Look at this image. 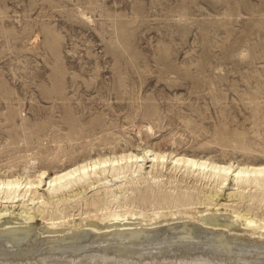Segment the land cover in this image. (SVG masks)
Instances as JSON below:
<instances>
[{
  "label": "rangeland",
  "instance_id": "rangeland-1",
  "mask_svg": "<svg viewBox=\"0 0 264 264\" xmlns=\"http://www.w3.org/2000/svg\"><path fill=\"white\" fill-rule=\"evenodd\" d=\"M150 145L264 160V0H0V173ZM180 183L165 175L153 184ZM103 190L83 193L102 202ZM136 200L122 209L151 207ZM84 207L94 215L95 205ZM190 220L154 227L170 233ZM44 222L38 216L31 228L47 229ZM86 225L80 243L94 234ZM128 225L99 233L131 237L147 227ZM48 233L40 231L47 243L66 235Z\"/></svg>",
  "mask_w": 264,
  "mask_h": 264
},
{
  "label": "bare ground",
  "instance_id": "bare-ground-1",
  "mask_svg": "<svg viewBox=\"0 0 264 264\" xmlns=\"http://www.w3.org/2000/svg\"><path fill=\"white\" fill-rule=\"evenodd\" d=\"M165 175L169 181L186 183L174 188L153 184ZM136 181L149 184L127 186ZM99 187L104 188L103 196L97 194L102 202L95 194L91 200L84 196V190ZM136 199L149 202V210L122 209L139 204ZM194 202L205 206H189ZM84 205H95L94 215L86 214ZM165 206L171 209L163 213L159 208ZM219 209L226 211L223 218L221 212L211 213ZM38 216L49 225L40 226V231L66 235L47 243L49 236L31 228ZM175 217L193 221L179 222L183 228L170 233L154 227ZM86 224L94 234L80 243ZM123 224L147 227L131 237L121 229L99 233ZM173 235L184 240L161 241ZM195 237L201 241H191ZM0 264H264V160H217L150 145L89 154L33 173L26 169L17 174L8 167L0 173Z\"/></svg>",
  "mask_w": 264,
  "mask_h": 264
}]
</instances>
